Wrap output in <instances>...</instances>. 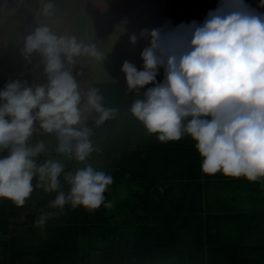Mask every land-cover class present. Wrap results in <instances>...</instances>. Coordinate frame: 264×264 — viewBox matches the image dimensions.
Wrapping results in <instances>:
<instances>
[{
	"label": "crops",
	"instance_id": "1",
	"mask_svg": "<svg viewBox=\"0 0 264 264\" xmlns=\"http://www.w3.org/2000/svg\"><path fill=\"white\" fill-rule=\"evenodd\" d=\"M27 35L33 84L10 112L29 107L28 118L45 99L52 118L80 120L83 99L90 115L94 93L107 102L104 89L133 79L142 143L194 147L201 160L202 175L165 202L182 198L199 218L137 207L81 238L76 264H264V0H0V45ZM159 104L166 115L151 112Z\"/></svg>",
	"mask_w": 264,
	"mask_h": 264
},
{
	"label": "trees",
	"instance_id": "2",
	"mask_svg": "<svg viewBox=\"0 0 264 264\" xmlns=\"http://www.w3.org/2000/svg\"><path fill=\"white\" fill-rule=\"evenodd\" d=\"M6 39L0 45V104L19 87L26 57L25 36L20 46L16 38ZM33 39L30 36L28 76L19 96L33 84ZM126 83L104 89L107 102H103L98 92L94 93L90 115L86 112L89 102L83 99L84 112L80 120L40 118L36 109L32 110V119L9 121L7 141H2L6 147L4 175L7 179L10 175L15 186L32 197L24 211L23 224L36 230L41 228L46 236L32 244L22 242L21 246L14 247V239L9 238L10 219L18 212L8 210L5 203L0 208V255L5 253L7 264L21 262L20 257H29L34 264H76L81 253V238L96 234L102 230V222L116 220L119 216L130 214L129 219H135L137 207L143 208L147 216L153 211V219L157 220L199 218L201 209L183 208L186 203L179 204L182 198L176 203L180 207L173 210L165 205L168 198L172 199L171 192L191 187L192 181L202 175L197 150L184 145L166 148L151 142L143 144L142 140L147 139L143 136L150 137V134L134 131L135 122L141 120V116H134L135 81ZM165 99L163 102H167ZM107 103L111 109L104 113ZM160 104L151 111L155 116L166 115L168 109ZM129 106L133 111L131 115L127 113ZM173 108L174 104L169 112L172 113ZM150 122L148 119L146 124ZM136 138L138 147L134 146ZM90 150L99 159L92 169L93 159L87 154ZM58 164L64 172L56 171ZM72 169L77 170V175H68ZM109 184L114 185L113 194H108ZM161 184L165 185L164 194L158 189ZM180 184L184 185L180 187ZM186 199L192 201V198ZM139 217L144 219L142 215ZM23 250L25 253L20 255Z\"/></svg>",
	"mask_w": 264,
	"mask_h": 264
},
{
	"label": "rangeland",
	"instance_id": "3",
	"mask_svg": "<svg viewBox=\"0 0 264 264\" xmlns=\"http://www.w3.org/2000/svg\"><path fill=\"white\" fill-rule=\"evenodd\" d=\"M50 39V38H49ZM4 40H7L6 38H4ZM17 40V39H16ZM60 47V40L58 39L57 41V45L56 48L59 49ZM53 70V64L50 60H48L46 58L45 61V69L44 71L46 72V74H49V72H52ZM23 96V95H22ZM21 95L18 97V100H21ZM3 98L5 99L6 97L3 96ZM17 100V101H18ZM45 100V99H44ZM40 101L34 99L33 102V107L32 109H38V113H39V117L42 118H52L53 113L51 111H46V106L48 105V103L52 104V102L49 101ZM6 101V100H5ZM16 102V101H15ZM14 103V102H13ZM41 105V110L38 108L40 107L39 105ZM11 105V104H10ZM10 105H6L4 107L0 108V208L4 206L5 203H7L8 205V210L11 211H15L18 212L16 217H13L10 219L11 221V229L12 231L9 234V238L10 239H14V247L17 246H21L22 242H24L25 245L27 244H32L36 241L39 240V237L42 236V234L44 233V230H42L43 232H41V234H38V231L36 230V228H32V227H26L23 228V218H24V211L26 209L27 203L29 200L32 199L31 195L27 192L24 191V189L22 188V190L20 189V187L15 186L13 179L11 178V176L9 175V178L7 179L4 175V161H5V153H6V147L4 144V140L7 141V131L8 128L10 127L9 123L10 122H15V121H21L24 122L26 120L32 119V116L30 115L28 118H26L25 116V112L27 113L28 109L26 108L24 111L23 109H18L16 110V112H18V114L12 113L9 110V106ZM54 107V105H53ZM12 111H14L13 109H11ZM42 112H44L42 114ZM10 116V117H9ZM10 121V122H9ZM89 151V150H88ZM87 154L89 156L92 157L93 159V164L91 165L90 169H92V167L97 164V162L99 161L98 156H93L92 155V151L90 150V152H87ZM53 162H56L55 160ZM57 169L56 171L58 173L60 172H64V169L61 167V164L56 165ZM71 176H75L77 175V170H73L69 172ZM62 174H66V173H62ZM110 188H113L111 186V184H109L107 186V190H109ZM121 217H118L117 219H119ZM13 227H15L14 231H13ZM0 233H1V229H0ZM14 234V235H13ZM25 253V250H23V253L20 255H23ZM21 260V262H18L16 264H34L33 261L29 260V257H20L19 258ZM0 264H7V256L5 255V253H2L0 255Z\"/></svg>",
	"mask_w": 264,
	"mask_h": 264
},
{
	"label": "water",
	"instance_id": "4",
	"mask_svg": "<svg viewBox=\"0 0 264 264\" xmlns=\"http://www.w3.org/2000/svg\"><path fill=\"white\" fill-rule=\"evenodd\" d=\"M41 5L39 6L37 15H38L41 7H42ZM35 20H33L32 25L34 24ZM26 45H27L26 46V57H25L22 81H21L19 87L17 88V90L15 91V93L7 101H5V102L0 104V108L4 107L6 105H10L14 101H16L18 99L19 94L22 92V90H23V88H24V86L26 84L27 76H28L29 61H30V56H31L30 36L29 35L26 36Z\"/></svg>",
	"mask_w": 264,
	"mask_h": 264
},
{
	"label": "flooded vegetation",
	"instance_id": "5",
	"mask_svg": "<svg viewBox=\"0 0 264 264\" xmlns=\"http://www.w3.org/2000/svg\"><path fill=\"white\" fill-rule=\"evenodd\" d=\"M7 101V100H6ZM5 102V101H4ZM12 104V103H11Z\"/></svg>",
	"mask_w": 264,
	"mask_h": 264
}]
</instances>
